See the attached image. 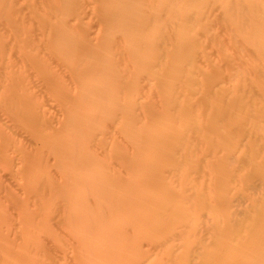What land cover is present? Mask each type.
Here are the masks:
<instances>
[{
	"label": "bare ground",
	"instance_id": "obj_1",
	"mask_svg": "<svg viewBox=\"0 0 264 264\" xmlns=\"http://www.w3.org/2000/svg\"><path fill=\"white\" fill-rule=\"evenodd\" d=\"M0 167V264H264V0H0Z\"/></svg>",
	"mask_w": 264,
	"mask_h": 264
},
{
	"label": "rangeland",
	"instance_id": "obj_2",
	"mask_svg": "<svg viewBox=\"0 0 264 264\" xmlns=\"http://www.w3.org/2000/svg\"><path fill=\"white\" fill-rule=\"evenodd\" d=\"M1 168H2V167H0V169H1ZM0 171H1V174H2V172H4V171H2V169H1ZM1 174H0V175H1ZM6 225H10V224H6ZM6 225H5V226H6ZM6 227H7V226H6ZM6 227H3V229H5ZM8 228L10 229V228H11V225L7 227V231L10 232V231L12 230L13 232H12L11 236H14V231H15L14 229H16V228H13V227H12L10 230H9ZM3 231H4V230L1 231L2 234L4 233ZM5 231H6V229H5ZM16 231H17V229H16ZM16 231H15V232H16ZM20 237H21V236H20ZM22 237H23V238H22ZM22 237H21V239L18 240L19 242L17 241L19 245H16V246H15V249H16V252H19V253H20V252H25V254H24V255H21V254L16 255V258H17V259H16V260H17L16 262H18L19 264H22V263H23V264H25V263H26V264H30V260H31L30 257H31L33 254L30 255L29 253H31L32 249H30L29 252L23 250L24 241L27 240V239H25V238H27V237H24L23 235H22ZM20 240L23 241V242H22L23 246H21ZM16 244H17V243H16ZM21 249H22V250H21ZM64 251H65V250H63V249L61 250V252H63V255H64ZM16 252H15V253H16ZM61 252H60V254H61ZM15 253H14V254H15ZM32 253H33V252H32ZM63 255H62V256H63ZM21 257H22V258H21ZM18 258H19V259H18ZM20 259H21V260H20ZM18 260H19V261H18ZM60 260H61V259H59V263H53V264H61L62 260H61V261H60ZM23 261H24V262H23ZM28 261H29V262H28ZM57 261H58V260H57ZM57 261H55V262H57ZM27 262H28V263H27Z\"/></svg>",
	"mask_w": 264,
	"mask_h": 264
}]
</instances>
